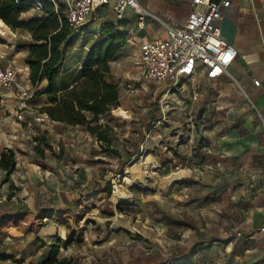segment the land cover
Instances as JSON below:
<instances>
[{
  "label": "rangeland",
  "instance_id": "obj_1",
  "mask_svg": "<svg viewBox=\"0 0 264 264\" xmlns=\"http://www.w3.org/2000/svg\"><path fill=\"white\" fill-rule=\"evenodd\" d=\"M57 6L62 7L65 15L64 3L58 0ZM107 17L98 12L90 24L73 31L72 37L77 40L69 46L62 64L68 81L80 69L95 40L88 34H94L93 30L98 33L100 25L108 22ZM29 19L32 18L27 14L22 18ZM10 31L13 36L0 35V39L9 41L8 48L17 56L5 53L0 66L14 64L18 70L24 64L22 55L26 57L25 46L30 36L25 30ZM116 31L126 35L125 47L109 63L111 81L119 89L120 106L99 124L110 128L113 139L110 147L120 151L118 156L102 155L105 152L101 144H97L100 155L96 150L82 152L84 142L78 128L58 125L49 134L40 135L39 131L47 123L51 125V121L37 110L30 117L21 116L26 128L21 131L16 154L28 163L11 174L19 188L58 193L62 206L51 214L41 212L42 227L35 222L34 231L44 242L47 233L64 239L67 228L62 221L66 222L68 231L81 238V242L59 250L57 259L65 264H133L136 258L161 257L169 253V247L177 248V239H172L174 246H171L165 233L180 227L193 229V217L199 214L196 206L205 202L204 196L196 192L198 182L193 178V169L199 160L198 153L205 152L209 144L208 135L214 126H218L216 134H219L227 126L232 127L233 122L240 125L246 114L234 115L232 110L240 111V103L248 107L249 113H255L247 99L240 97L235 102L225 94L224 87L230 85L226 81L195 80L194 101L191 92L187 94L192 86L189 80L180 82L168 93L165 85L144 82L138 64L139 44L127 28ZM19 83L23 89L33 91L28 87V76L19 75ZM201 89L206 93H200ZM255 118L259 119L257 113ZM48 144L52 150L47 149ZM35 145L46 151L42 159L34 151ZM148 145L150 152L145 149ZM128 151L137 152L136 157L126 159ZM34 160L35 166L31 163ZM4 182V175L0 176V199L7 200L14 194L2 192ZM106 184L111 190L108 195L101 192ZM114 185L122 188L128 197H116ZM49 222L52 227H45ZM127 227L132 231L126 230ZM163 259L166 264L175 261L170 257Z\"/></svg>",
  "mask_w": 264,
  "mask_h": 264
},
{
  "label": "crops",
  "instance_id": "obj_2",
  "mask_svg": "<svg viewBox=\"0 0 264 264\" xmlns=\"http://www.w3.org/2000/svg\"><path fill=\"white\" fill-rule=\"evenodd\" d=\"M136 2L141 14L145 15L142 29L137 28L139 15L131 9L125 12L122 22L125 25L123 29L130 30L137 44L164 39L169 29H177L183 25L191 11V0ZM100 13L106 14V17L112 15L107 17L108 21L115 22L110 11L103 10ZM218 25L221 38L236 51V58L228 68L229 77L220 79L218 83H230L224 87L225 94L235 102L240 97L250 101L259 119L256 120L255 113H249L248 107L240 103V111L232 109L234 115L240 114L239 112L246 114L240 125H234L233 122L232 127L227 126L219 134H216L218 126L213 127L208 135L209 144L205 152L198 153L199 160L193 169V178L198 182L196 192L204 196L205 200L196 206L199 214L193 217V229L180 227L176 231L165 233L169 245L172 243L171 246H174L172 239H177V248L173 247L171 250L169 247V253L161 257L149 255L144 259L136 258L133 264H166L163 257L175 260L168 264H189L191 261L193 264H264V4L259 0H232L231 5L222 10ZM0 35L13 36V33L0 24ZM8 46L9 41L0 39V59L10 52L17 56ZM22 58L24 62L25 56L22 55ZM7 66L15 65L1 67ZM20 68L19 75L27 77L28 67L25 63ZM188 80L192 86L187 94L190 91L196 97L194 81L204 80L200 77ZM255 80L259 81V87L253 85ZM28 87L33 89L29 81ZM166 90L168 93L171 88L166 86ZM200 93L205 94L206 90L201 89ZM48 101L49 97L42 95L25 102L14 90H0V154L8 150L14 153L13 173L21 165L28 163L27 159L16 154L21 131L26 126L15 117L19 114L30 117L33 110L38 111ZM118 104L120 106V97ZM50 123L51 125L47 123L39 131L40 135L49 134L55 126H64L56 122ZM80 133L84 142L82 152L87 154L96 150L100 155L101 149L95 138L83 131ZM145 149L150 152V145ZM168 153L167 157L170 156ZM128 154L132 156L128 157ZM136 155L137 152L128 151L126 159ZM151 157L154 158L152 154ZM31 163L34 166L36 164L35 160ZM3 175L6 182L1 186L2 192L14 194L7 200L0 199V217L4 224L8 223L10 217L21 213L51 214L59 205L62 206L58 193L28 189L20 185L21 189L14 174H7L0 169V176ZM20 198L22 200L18 202ZM45 227H52L51 222ZM126 230L132 231L128 227ZM46 237L47 242H44L40 235L25 229L18 230L14 226L1 230L0 256L14 257L21 264H43L50 247L60 238L54 233H47ZM0 264L15 263L0 261Z\"/></svg>",
  "mask_w": 264,
  "mask_h": 264
},
{
  "label": "trees",
  "instance_id": "obj_3",
  "mask_svg": "<svg viewBox=\"0 0 264 264\" xmlns=\"http://www.w3.org/2000/svg\"><path fill=\"white\" fill-rule=\"evenodd\" d=\"M57 2L58 0H53V3L41 1L39 17L22 20L21 16L32 8V0H0V24L6 30H25L30 36V42L25 46L27 54L24 63L29 70L28 81L33 88L32 99L42 95L49 97L47 105L39 108L38 113L51 122L82 130L95 137L97 144L103 146L102 152L118 156V152L110 147L113 142L109 135L110 128L99 122L111 111L119 108V89L117 84L111 81L109 63L125 47L126 35L116 31L125 25L122 21L115 25L108 21L100 25L98 33L88 34L95 40L90 45L80 69L74 74V78L68 81L65 79L67 72L63 71L62 64L69 46L77 38L72 37L73 30L65 15H62V7L57 6ZM47 149L50 150L51 147L48 146ZM34 151L42 159L44 149L35 145ZM129 156L132 155L128 154ZM0 169L7 174L14 171L15 157L11 150L0 154ZM110 191V186L106 184L101 192L108 195ZM41 219L43 220L42 215L21 213L10 217L8 223L4 224L0 217V231L14 226L18 230L25 229L27 232L37 233L34 231L35 222L39 223L41 228ZM62 224L67 228L65 238L58 239L57 244L50 247L43 264H65L57 259L59 250L66 249L72 243L81 242V238L68 231L69 227L65 221H62ZM0 261L21 264V261L14 257L0 256Z\"/></svg>",
  "mask_w": 264,
  "mask_h": 264
},
{
  "label": "built area",
  "instance_id": "obj_4",
  "mask_svg": "<svg viewBox=\"0 0 264 264\" xmlns=\"http://www.w3.org/2000/svg\"><path fill=\"white\" fill-rule=\"evenodd\" d=\"M32 1L34 4L26 13L31 18L39 17L41 1L53 3V0ZM59 1L64 3L65 18L73 31L90 24L97 13L103 10L114 15L115 25L131 9L139 15L137 28L143 27L145 15L141 14L136 0ZM259 1L264 4V0ZM231 2L191 0V11L181 27L169 29L164 39L141 42L138 47V64L143 81L172 89L180 82L194 77L209 83H218L220 79L229 77L228 68L236 58V51L221 38L218 23L222 10L228 8ZM54 6L57 7L55 3ZM127 34L130 35V32ZM253 85L259 87V81H253ZM0 89L18 92L23 101L33 96V91L20 86L19 71L13 66H0ZM192 100H196V97L193 96ZM16 119L23 121L20 114Z\"/></svg>",
  "mask_w": 264,
  "mask_h": 264
},
{
  "label": "bare ground",
  "instance_id": "obj_5",
  "mask_svg": "<svg viewBox=\"0 0 264 264\" xmlns=\"http://www.w3.org/2000/svg\"><path fill=\"white\" fill-rule=\"evenodd\" d=\"M114 190H115V195L117 196H121L123 198L128 197V195L126 194V192H124V190L122 188H120L119 186L114 185Z\"/></svg>",
  "mask_w": 264,
  "mask_h": 264
}]
</instances>
